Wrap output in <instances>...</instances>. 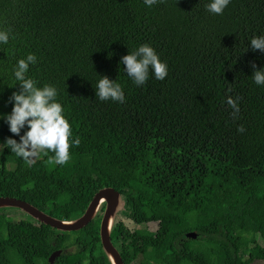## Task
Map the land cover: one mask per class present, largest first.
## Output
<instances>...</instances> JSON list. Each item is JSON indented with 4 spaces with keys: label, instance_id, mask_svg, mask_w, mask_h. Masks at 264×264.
I'll return each instance as SVG.
<instances>
[{
    "label": "trees",
    "instance_id": "16d2710c",
    "mask_svg": "<svg viewBox=\"0 0 264 264\" xmlns=\"http://www.w3.org/2000/svg\"><path fill=\"white\" fill-rule=\"evenodd\" d=\"M210 2L0 0V30H11L0 43V114L11 113L9 97L20 91L14 69L31 53L37 62L26 77L57 89L72 132L64 165L49 163L51 152L28 165L3 149L0 197L75 219L97 191L113 188L124 209L110 238L125 245V264H228L239 247L264 257V85L252 79L264 52L250 46L264 36V0H230L222 15L206 10ZM143 44L168 75L157 80L150 71L137 86L120 60ZM103 76L120 84L124 103L95 96ZM228 97L240 98L235 119ZM9 137L19 142L0 119V144ZM7 212L0 209V264H48L58 249L55 264H109L98 215L59 232ZM190 231L198 240L180 244Z\"/></svg>",
    "mask_w": 264,
    "mask_h": 264
},
{
    "label": "clouds",
    "instance_id": "9594fccd",
    "mask_svg": "<svg viewBox=\"0 0 264 264\" xmlns=\"http://www.w3.org/2000/svg\"><path fill=\"white\" fill-rule=\"evenodd\" d=\"M163 0H144L145 5L151 7ZM230 0H211L205 7L208 12L215 15H222L224 9L229 5ZM8 30H0V43L7 44L9 41ZM253 51L264 52V36H254L250 40ZM35 54H28L26 58L19 59L14 69L15 80L20 85L19 92H13L9 97L12 103V111L8 115L0 114L8 124L9 131L19 136V142L7 138L0 144V152L3 149H10L17 157L22 158L26 164L31 165L34 158L41 153L47 155L54 153L49 158V163L64 165L70 159V137L71 126L63 115V107L57 102V89L45 84L37 87V81L26 77L29 65L35 64ZM120 63L124 65V71L137 86L144 85L149 79L150 71L157 80H164L168 75L167 64L159 59L158 54L148 44L139 46L136 50L121 57ZM252 79L256 85H264V69L256 70L252 65ZM230 91V89H229ZM95 96L100 101L125 102V96L120 84L110 80L107 76L100 77L96 85ZM239 97L227 98V105L233 109L232 116L237 118L239 114ZM27 126V130L21 135V130ZM238 132H244V126L237 128ZM79 146L80 140L76 138L71 141Z\"/></svg>",
    "mask_w": 264,
    "mask_h": 264
},
{
    "label": "water",
    "instance_id": "95a60500",
    "mask_svg": "<svg viewBox=\"0 0 264 264\" xmlns=\"http://www.w3.org/2000/svg\"><path fill=\"white\" fill-rule=\"evenodd\" d=\"M103 205L104 208L102 209ZM3 208L19 209L29 218L59 232L79 231L86 227L103 210L99 224V238L102 250L109 264H124L120 253L112 244L110 238L112 227L118 218V213L124 209V200L121 194L113 188L106 187L97 191L83 214L75 219H59L53 217L26 201L12 197H0V209ZM187 237L195 238L196 235L194 233H188ZM60 254V250L51 253L48 257V264H53Z\"/></svg>",
    "mask_w": 264,
    "mask_h": 264
},
{
    "label": "flooded vegetation",
    "instance_id": "af4514ba",
    "mask_svg": "<svg viewBox=\"0 0 264 264\" xmlns=\"http://www.w3.org/2000/svg\"><path fill=\"white\" fill-rule=\"evenodd\" d=\"M103 208H104V205H103ZM6 209H10V208H3V210H6ZM14 209V208H13ZM13 209H11V210H13ZM16 210H19V209H16ZM103 210H101L100 211V213H99V217L101 218V212H102ZM120 212V211H119ZM23 215H24V213H23ZM26 215V214H25ZM28 217V216H27ZM123 218V217H122ZM124 219V218H123ZM116 221V220H115ZM152 223H156L157 224V222H152ZM125 224V223H124ZM149 224V223H148ZM148 224L147 225H141V228L142 227H144V228H146L147 230H149V231H156L157 230V228H158V224L156 225V228L155 229H150V228H148ZM125 226L128 228L129 226H127L126 224H125ZM130 228V227H129ZM188 233H194L195 235H196V237L195 238H193V237H187V235H188ZM204 237H205V247H206V251L208 250V242H209V239H208V235H203ZM198 238H199V233L198 232H196V231H190V232H184V234H183V236L182 237H180L179 238V243L180 244H182V243H184V242H186V241H196V240H198ZM254 244H255V246H257V245H260V246H263V241H261L258 237H256V239L254 240ZM117 250H118V252L120 253V255H121V257H122V255H124V252H125V245H117L116 247H115ZM59 250V249H58ZM56 251V250H55ZM61 251V253H62V250H60ZM237 252H238V255H234L233 256V261H234V263H232V262H230V263H228V264H264V257L263 256H261V257H257L256 255H254L253 253H251L248 249H246V248H238L237 249ZM53 253V252H52ZM51 255V254H50ZM49 255V256H50ZM61 255V254H60ZM57 259V258H56ZM125 258H123L122 257V260H124ZM206 260H207V258H206ZM56 261V260H55ZM55 261H54V263L53 264H55ZM47 263H48V258H47ZM124 264H125V262H123ZM130 264V263H129ZM132 264V263H131ZM134 264H135V262H134ZM207 264H209V260H208V263Z\"/></svg>",
    "mask_w": 264,
    "mask_h": 264
},
{
    "label": "rangeland",
    "instance_id": "374dc122",
    "mask_svg": "<svg viewBox=\"0 0 264 264\" xmlns=\"http://www.w3.org/2000/svg\"><path fill=\"white\" fill-rule=\"evenodd\" d=\"M39 158H40V155L38 157L34 158V161H36ZM11 209H13V208L6 209V210H8L7 214L12 216V218H14V219H22V218H24L23 212H21L20 210H16V208H14L13 210H11ZM98 216H99V214H98ZM125 224L127 226H129L130 228H133V229L134 228H136V229L141 228V226H136V225L132 224L129 221H125ZM156 225H157L156 223H149L148 224V228L155 229ZM137 263L138 262H136L135 264H137Z\"/></svg>",
    "mask_w": 264,
    "mask_h": 264
}]
</instances>
